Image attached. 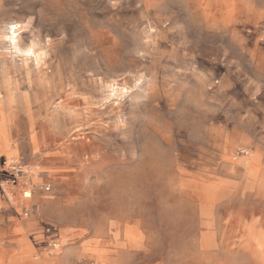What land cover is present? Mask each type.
I'll return each instance as SVG.
<instances>
[{
  "label": "rangeland",
  "instance_id": "1",
  "mask_svg": "<svg viewBox=\"0 0 264 264\" xmlns=\"http://www.w3.org/2000/svg\"><path fill=\"white\" fill-rule=\"evenodd\" d=\"M143 4L0 0V122L18 149L4 186L50 196L56 174L74 198L56 214L2 213L0 264H264V194H208L227 160L264 148L261 0L212 29ZM11 22L42 62L8 56L4 74ZM37 162L46 180L32 185ZM97 176L103 194H77Z\"/></svg>",
  "mask_w": 264,
  "mask_h": 264
},
{
  "label": "crops",
  "instance_id": "2",
  "mask_svg": "<svg viewBox=\"0 0 264 264\" xmlns=\"http://www.w3.org/2000/svg\"><path fill=\"white\" fill-rule=\"evenodd\" d=\"M242 2L243 0H144L143 7L146 12L156 11L161 13L166 11L168 7H172L178 13L191 14L194 17L192 21H200L205 25L206 29H212L214 25L227 26L237 21V19L234 20L236 15H232L230 10L232 4L239 9L242 6ZM261 4L260 6L264 8V0H261ZM208 34L202 37H210ZM243 128L244 132L242 133L248 131V126H241V129ZM0 130H2L0 132V215L7 213L10 209H14L17 212L18 209H23L26 206L37 215L45 212L56 214L60 209L68 208L73 203L74 198L71 196L66 182L60 181L56 174L48 177L49 183L53 188V190L49 191L51 195L45 196L41 195V192H33L36 195L29 202L21 200L19 194H22L25 190L21 184L14 185V188L7 185L4 186L6 184L4 180L9 173L5 160L6 158L15 157L18 149L17 147L14 148L10 143L9 132L3 123L0 126ZM28 142L31 150L40 151L42 147L44 148L39 142L36 133L28 135ZM257 151L245 159L240 158L235 161L230 160V162L227 160L224 165L229 169L226 170V174L223 177L208 183V194H264V148H259ZM41 164V162H37L34 165L37 167L36 174L40 175V177L32 179V185L46 180L45 177L41 178V174L45 173L44 170H46ZM53 167H56L55 164L52 165ZM104 182L103 178L97 176L95 182L81 183L82 185H80L77 194H95V189L97 191L96 194H103ZM101 190L103 191L100 193ZM3 194H16L15 201L9 200ZM25 223L19 227L28 229L32 225L30 221ZM14 227L11 226L10 230H13ZM4 228L6 230V227L0 222V232L5 231ZM20 228L18 229L20 230ZM59 228L64 232V235L69 230L66 225ZM4 236V234L0 233V240H4Z\"/></svg>",
  "mask_w": 264,
  "mask_h": 264
},
{
  "label": "bare ground",
  "instance_id": "3",
  "mask_svg": "<svg viewBox=\"0 0 264 264\" xmlns=\"http://www.w3.org/2000/svg\"><path fill=\"white\" fill-rule=\"evenodd\" d=\"M260 16V15H259ZM6 32L3 35V40L7 43V46L5 48V52H4V57L2 58V70L4 72V74L8 73L12 68H14V66L12 65H8V56H10L11 58H15V57H22L23 58V63L22 67L26 66V63L28 62V60H33V62L35 63L36 66H39L42 62V57L41 54L39 53H35L32 49V47H29L27 49H22L19 46V35L22 32V26L19 25L18 23H8L6 25ZM94 38V37H93ZM95 39V38H94ZM91 40V37H90ZM93 43V42H92ZM96 44V43H95ZM97 48V46H96ZM261 71V70H259ZM26 75V74H25ZM30 80V79H29ZM29 83V82H28ZM31 86V84H30ZM31 90V88H30ZM29 91V90H28ZM80 99V98H79ZM2 125V122H0V126ZM81 127V126H80ZM79 129V127H77ZM0 132H2V130H0ZM62 154V153H61ZM5 195V194H4ZM22 197L26 200H30L32 198V193L29 191L24 192V194L22 195ZM7 199V198H6ZM206 210V209H205ZM204 214V213H203ZM205 215V214H204ZM203 217V216H202ZM213 217V216H212ZM211 217V218H212ZM209 222V221H208ZM207 223V222H206ZM208 224V223H207ZM213 226V225H212ZM209 228V227H208ZM207 229V227H206ZM84 250V249H83ZM26 251V250H25ZM27 259V258H26ZM35 261V260H34ZM210 261V260H209ZM208 261V262H209ZM13 262V261H12ZM11 262V263H12Z\"/></svg>",
  "mask_w": 264,
  "mask_h": 264
}]
</instances>
